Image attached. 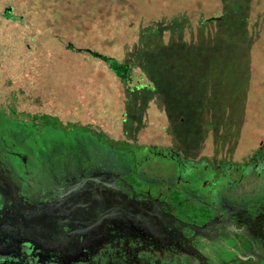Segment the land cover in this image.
<instances>
[{
    "label": "flooded vegetation",
    "instance_id": "flooded-vegetation-1",
    "mask_svg": "<svg viewBox=\"0 0 264 264\" xmlns=\"http://www.w3.org/2000/svg\"><path fill=\"white\" fill-rule=\"evenodd\" d=\"M199 99L189 111L220 103ZM8 109L0 107V264H264V133L249 128L241 140L229 130L208 151L193 128L197 144L184 151L46 123L48 114L32 124Z\"/></svg>",
    "mask_w": 264,
    "mask_h": 264
},
{
    "label": "rangeland",
    "instance_id": "rangeland-1",
    "mask_svg": "<svg viewBox=\"0 0 264 264\" xmlns=\"http://www.w3.org/2000/svg\"><path fill=\"white\" fill-rule=\"evenodd\" d=\"M134 1L133 32L162 14L168 13L162 17L168 20L172 12L186 8L198 16L201 11L207 15L223 7L222 0ZM255 3L264 6V0ZM109 4L112 2L108 0H0V107L8 111L12 105L19 113L49 114L63 123L88 125L117 142L167 147L180 144L184 151L189 150L185 146L197 144L187 132L193 128L204 130L199 141L208 151L217 140L228 141L229 130H237L241 140L249 128L255 136L264 133V51H247V58L241 55L229 61L232 59L195 43H202L196 25L189 29L184 22L178 27L164 21L163 28L184 31H174L173 41L155 52L138 51L136 46L134 54L130 53V45L111 40L105 26L106 32L97 33L100 45L117 55L118 60L132 64L131 76L122 79L106 61L77 50L92 34L93 17L100 14L102 18L106 13L109 18ZM7 6L13 7L11 15L4 12ZM119 7L127 6L121 3ZM71 40L76 45L74 49L67 47ZM216 66L225 68L226 79L221 77V70L216 72ZM208 75L212 79L207 80ZM219 76L222 81H217ZM154 81L160 83L161 90L138 86ZM207 95L219 97L220 103L204 105L205 113L189 111V107L201 102L199 97ZM165 98L170 116L164 110ZM179 98L186 100L174 103ZM217 108L225 114L220 115L223 118L210 116ZM237 145L242 152L243 142ZM116 264L136 263L119 260Z\"/></svg>",
    "mask_w": 264,
    "mask_h": 264
},
{
    "label": "trees",
    "instance_id": "trees-1",
    "mask_svg": "<svg viewBox=\"0 0 264 264\" xmlns=\"http://www.w3.org/2000/svg\"><path fill=\"white\" fill-rule=\"evenodd\" d=\"M108 1L112 2V4H109V9H110L108 13L109 18L106 13L102 14L103 15L102 18L100 14H98L99 15L98 18L99 19L101 18V20H98L97 15H95V17H93L92 26L90 27V31L92 33L91 36L88 39H85L86 41L84 43V46L78 47L77 50H84L90 52L95 57L106 61L109 68L117 76L122 77V79H124L125 77L129 78V76H131L132 64L127 61L122 62L118 60L117 55L109 53L103 47L104 45L102 46L100 45V42L96 39L97 33L103 30L105 31V26L111 40L116 39V41H122V43L130 45L132 49L130 50V53H134L132 51H135L136 46L139 48L138 51L147 49L155 52L164 45L169 44L173 41L174 31H177L179 34H181L184 31L181 28L175 30V27L163 28L164 21H168L167 23H170L171 26L179 25L178 27H181L182 22H184L183 25H187L188 28L189 26L196 25L197 28H200L198 30L199 34L197 37H201L202 43H198V42L195 43L201 44L203 47H209L211 50L218 52V54L226 58L232 59L229 61H236L235 58H238L241 55H244L247 58V51L250 52L251 50L264 51V6L262 5V3H260L259 5L256 4L255 3L256 0H252V1L222 0L223 3L222 9L215 10L213 12L208 11L210 14L207 15L204 14L207 12L201 11L200 13L202 14L196 16V14L194 15L192 13V10L190 8H186L185 10L176 13L172 12L173 16L168 20H166L167 18H162V17L168 16L169 14L168 13H166V15L162 14L161 18L160 17L153 18L156 20L148 22L145 26L139 27L138 31L136 32L132 31V29L135 27V7H133L135 1L134 0H108ZM124 1L127 2L125 3ZM121 3H124L127 7H119ZM255 6L257 8H255ZM95 13L96 12H93V14ZM7 14L10 15V12H8ZM105 20H107V24ZM115 21L121 23L120 24L118 23L117 25V23H114ZM125 22L127 24H124ZM124 25L126 26V29H124ZM121 26L123 28H121ZM206 26L208 27L206 28ZM187 27H185V29L188 30ZM145 38H151L152 41L144 42ZM75 46L76 45L72 40L68 42L67 45L68 49L69 48L74 49L76 48ZM102 49H104V51H106L107 53L102 52L101 51ZM204 49H208V48H204ZM217 67L218 66H216L215 68L216 70H218L216 72L220 73L221 70V73H223L221 74V77L226 79L225 68L219 66L220 69L219 67L217 69ZM211 68H213V66H211ZM211 72H209V75H211ZM209 75L206 77L207 80L212 79L211 76L209 77ZM221 77L219 76L217 81H222L223 78ZM148 83L141 84L138 86L154 87V84L149 85ZM159 87L160 85L156 84L154 88H149V89L158 91L161 90ZM207 104L218 105L219 103H205L204 105ZM229 113L231 114L234 113V110L232 109ZM213 114L216 115L215 119L223 118L220 117V115H225L224 113L219 111V108L215 109ZM24 116L27 118L26 121L28 123L37 124L39 123V121H41L39 120L41 116L39 117L37 116L38 119L32 118L31 114L29 113H25ZM36 120L39 121L37 122ZM45 122L58 126L60 125L67 126L69 124L71 125L76 124L75 122L63 123L59 119V117H52L49 114Z\"/></svg>",
    "mask_w": 264,
    "mask_h": 264
},
{
    "label": "water",
    "instance_id": "water-1",
    "mask_svg": "<svg viewBox=\"0 0 264 264\" xmlns=\"http://www.w3.org/2000/svg\"><path fill=\"white\" fill-rule=\"evenodd\" d=\"M11 9V7H8V10H10ZM85 179H89V178H92V177H84Z\"/></svg>",
    "mask_w": 264,
    "mask_h": 264
}]
</instances>
